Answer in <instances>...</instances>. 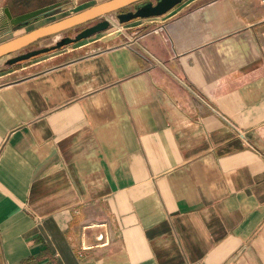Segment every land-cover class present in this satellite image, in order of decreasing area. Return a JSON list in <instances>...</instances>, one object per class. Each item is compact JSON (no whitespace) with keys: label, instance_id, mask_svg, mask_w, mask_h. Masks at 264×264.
<instances>
[{"label":"crops","instance_id":"obj_1","mask_svg":"<svg viewBox=\"0 0 264 264\" xmlns=\"http://www.w3.org/2000/svg\"><path fill=\"white\" fill-rule=\"evenodd\" d=\"M102 1L0 0V43ZM119 25L0 57V264H264V0Z\"/></svg>","mask_w":264,"mask_h":264},{"label":"water","instance_id":"obj_2","mask_svg":"<svg viewBox=\"0 0 264 264\" xmlns=\"http://www.w3.org/2000/svg\"><path fill=\"white\" fill-rule=\"evenodd\" d=\"M181 1L182 0H105L100 3L91 5L90 7H87L73 15L47 25L37 27L26 34L0 43V57L22 50L42 37L54 35L93 20L97 21L94 24H91L80 30L75 36L65 35L50 46H44L20 52L17 55L10 57L7 60V63H16L36 56L40 53L48 52L72 42L79 41L97 32L107 30L110 27V21L104 16L113 12L115 13L116 11H119L120 9L131 4L136 3L134 10L118 13L116 17L119 21L124 22L136 17L160 15L165 13ZM52 7H54V5L44 6L38 9L21 13L15 17L12 16L8 7H5L4 13L6 22H9L11 25H18L17 27L27 25L31 21L36 19V17H38L40 14L49 11Z\"/></svg>","mask_w":264,"mask_h":264},{"label":"rangeland","instance_id":"obj_3","mask_svg":"<svg viewBox=\"0 0 264 264\" xmlns=\"http://www.w3.org/2000/svg\"><path fill=\"white\" fill-rule=\"evenodd\" d=\"M97 0H91V1H88L86 2V0H78L77 3L75 5L72 4L71 2V6H70V9L67 11V12H70V11H74L76 9H80L82 7H85L93 2H96ZM130 9H132L134 6L130 5L128 6ZM110 21V27L108 28L109 30H104L105 32H108V31H112V30H115L114 28L116 27H119V21H118V18L113 15L112 17H107ZM97 20H93V21H90V22H86V23H83L81 25H78V26H75L73 28H70V29H67L65 31H63L59 36H57V38H59L60 36H65V35H69V36H75L80 30H82L83 28L91 25V24H94ZM54 39L53 40H45V43H54ZM34 45H37V44H34ZM28 49H23L22 51H26Z\"/></svg>","mask_w":264,"mask_h":264},{"label":"built area","instance_id":"obj_4","mask_svg":"<svg viewBox=\"0 0 264 264\" xmlns=\"http://www.w3.org/2000/svg\"><path fill=\"white\" fill-rule=\"evenodd\" d=\"M77 1L78 0H71V2H72L73 5H75L77 3ZM260 42H261V45H262V51L264 53V41L261 40V38H260ZM108 237H109V235H108V233H106L104 239H102V238L99 239L96 245H101V246L102 245H107V243L109 242ZM79 243H80V248L82 250L89 249L90 247L93 246L92 244H88L85 241H82V242L80 241Z\"/></svg>","mask_w":264,"mask_h":264}]
</instances>
